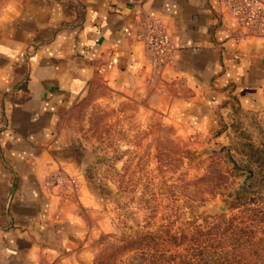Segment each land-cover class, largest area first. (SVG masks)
<instances>
[{
	"label": "crops",
	"instance_id": "obj_1",
	"mask_svg": "<svg viewBox=\"0 0 264 264\" xmlns=\"http://www.w3.org/2000/svg\"><path fill=\"white\" fill-rule=\"evenodd\" d=\"M150 14L174 46L160 72L139 38ZM107 91L189 137L209 136L229 112L264 102V35L218 0L16 1L0 19V264L86 253L95 198L63 121ZM58 173L77 192L56 185Z\"/></svg>",
	"mask_w": 264,
	"mask_h": 264
},
{
	"label": "rangeland",
	"instance_id": "obj_2",
	"mask_svg": "<svg viewBox=\"0 0 264 264\" xmlns=\"http://www.w3.org/2000/svg\"><path fill=\"white\" fill-rule=\"evenodd\" d=\"M16 1L0 0V19ZM63 123L95 231L76 262L58 264H264L263 101L203 137L108 91Z\"/></svg>",
	"mask_w": 264,
	"mask_h": 264
},
{
	"label": "built area",
	"instance_id": "obj_3",
	"mask_svg": "<svg viewBox=\"0 0 264 264\" xmlns=\"http://www.w3.org/2000/svg\"><path fill=\"white\" fill-rule=\"evenodd\" d=\"M220 6L241 26L253 33L264 35V0H218ZM143 32L139 34L153 71L160 72L171 60L174 46L159 22L150 14L139 23ZM53 182L71 194L77 192L75 178L58 173Z\"/></svg>",
	"mask_w": 264,
	"mask_h": 264
}]
</instances>
